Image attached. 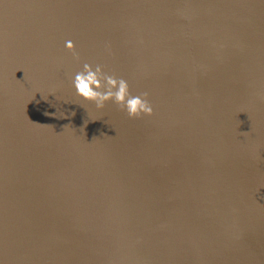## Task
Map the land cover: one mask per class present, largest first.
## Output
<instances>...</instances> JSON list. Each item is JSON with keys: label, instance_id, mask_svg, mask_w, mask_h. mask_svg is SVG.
Segmentation results:
<instances>
[{"label": "water", "instance_id": "water-1", "mask_svg": "<svg viewBox=\"0 0 264 264\" xmlns=\"http://www.w3.org/2000/svg\"><path fill=\"white\" fill-rule=\"evenodd\" d=\"M0 264H264V0H0Z\"/></svg>", "mask_w": 264, "mask_h": 264}, {"label": "clouds", "instance_id": "clouds-1", "mask_svg": "<svg viewBox=\"0 0 264 264\" xmlns=\"http://www.w3.org/2000/svg\"><path fill=\"white\" fill-rule=\"evenodd\" d=\"M65 47L74 50L76 45L69 39L65 41ZM72 83L77 95L94 102L97 108H104L106 102L114 101L129 117L152 115L154 112L147 92L134 95L127 79L106 73L99 64L94 67L85 62L82 70L74 74Z\"/></svg>", "mask_w": 264, "mask_h": 264}]
</instances>
